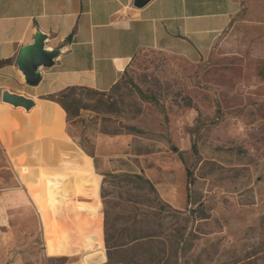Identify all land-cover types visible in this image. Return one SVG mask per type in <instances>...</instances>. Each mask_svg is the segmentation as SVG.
Here are the masks:
<instances>
[{
  "label": "rangeland",
  "instance_id": "obj_1",
  "mask_svg": "<svg viewBox=\"0 0 264 264\" xmlns=\"http://www.w3.org/2000/svg\"><path fill=\"white\" fill-rule=\"evenodd\" d=\"M239 2L207 56L139 54L67 124L79 149L17 166L39 215L0 216V264H264V0Z\"/></svg>",
  "mask_w": 264,
  "mask_h": 264
},
{
  "label": "crops",
  "instance_id": "obj_2",
  "mask_svg": "<svg viewBox=\"0 0 264 264\" xmlns=\"http://www.w3.org/2000/svg\"><path fill=\"white\" fill-rule=\"evenodd\" d=\"M240 9L239 0H150L141 8L134 0H0V60L12 59L0 69V91L31 101L27 110L0 102V149L12 176L0 181L5 222L39 215L35 183L23 180L17 166L49 168L52 154L64 153L63 139L78 148L64 111L44 96L67 87L108 92L135 58L150 50L191 60L207 56ZM38 33L45 36L44 48L59 55L30 87L14 61Z\"/></svg>",
  "mask_w": 264,
  "mask_h": 264
},
{
  "label": "water",
  "instance_id": "obj_3",
  "mask_svg": "<svg viewBox=\"0 0 264 264\" xmlns=\"http://www.w3.org/2000/svg\"><path fill=\"white\" fill-rule=\"evenodd\" d=\"M150 0H134V6L141 8ZM45 36L36 34L33 43L23 47L17 54L14 65L17 68L21 78L27 86L35 87L40 82V69L50 68L54 59L59 55L58 50H46L44 48ZM21 101L20 104H14L13 107H22L27 110L31 106V101L23 96L17 95ZM5 94L0 91V102L4 101Z\"/></svg>",
  "mask_w": 264,
  "mask_h": 264
},
{
  "label": "trees",
  "instance_id": "obj_4",
  "mask_svg": "<svg viewBox=\"0 0 264 264\" xmlns=\"http://www.w3.org/2000/svg\"><path fill=\"white\" fill-rule=\"evenodd\" d=\"M12 64V59H1L0 60V69L6 66H9ZM114 87V86H113ZM112 87V88H113ZM105 92H98L96 90L88 89V88H78V87H67L64 90L55 93V94H49L47 96H44L42 99H45L47 101L53 102L57 104L65 113L66 115V122L67 124L76 123L77 119L79 118L80 111L81 110H90L92 107L94 109L97 108V105L100 104V102H97L96 106H91L86 102L88 96H101L104 95ZM131 131H135L131 129ZM192 151L194 154H197L196 146L192 145ZM187 177H190V174L187 173ZM124 178L128 179L130 182L133 181H139L140 183L147 186V189L149 192L153 193L155 192V189L151 182L142 176L139 175H133V176H124ZM139 239V238H138ZM136 239V241L138 240ZM143 239L148 243H152V239L150 236H146ZM110 238L108 234L106 235V243L108 248L109 247ZM143 245H146L144 243Z\"/></svg>",
  "mask_w": 264,
  "mask_h": 264
},
{
  "label": "bare ground",
  "instance_id": "obj_5",
  "mask_svg": "<svg viewBox=\"0 0 264 264\" xmlns=\"http://www.w3.org/2000/svg\"><path fill=\"white\" fill-rule=\"evenodd\" d=\"M5 97H4V101L2 103L8 104V105H16V104H20L21 101L17 98L16 95H13L11 93H9L6 90H3Z\"/></svg>",
  "mask_w": 264,
  "mask_h": 264
}]
</instances>
